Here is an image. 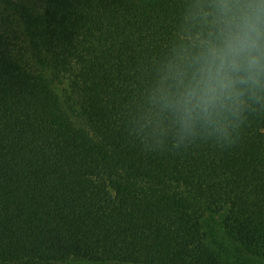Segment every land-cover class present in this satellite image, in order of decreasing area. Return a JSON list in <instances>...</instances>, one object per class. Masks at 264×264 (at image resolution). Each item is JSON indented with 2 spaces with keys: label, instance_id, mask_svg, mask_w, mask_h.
<instances>
[{
  "label": "trees",
  "instance_id": "obj_1",
  "mask_svg": "<svg viewBox=\"0 0 264 264\" xmlns=\"http://www.w3.org/2000/svg\"><path fill=\"white\" fill-rule=\"evenodd\" d=\"M183 10L0 0V264L264 262V114L231 148L128 135Z\"/></svg>",
  "mask_w": 264,
  "mask_h": 264
},
{
  "label": "clouds",
  "instance_id": "obj_2",
  "mask_svg": "<svg viewBox=\"0 0 264 264\" xmlns=\"http://www.w3.org/2000/svg\"><path fill=\"white\" fill-rule=\"evenodd\" d=\"M264 114V0H184L179 36L128 120L146 152L231 148Z\"/></svg>",
  "mask_w": 264,
  "mask_h": 264
},
{
  "label": "rangeland",
  "instance_id": "obj_3",
  "mask_svg": "<svg viewBox=\"0 0 264 264\" xmlns=\"http://www.w3.org/2000/svg\"><path fill=\"white\" fill-rule=\"evenodd\" d=\"M224 216L225 215V212H222V214H221V216ZM221 216H218L217 218L220 220V218H221ZM218 220V221H219ZM231 264H264V262H257V261H255V260H252V259H250V258H247V257H244L243 259H242V262H233V263H231Z\"/></svg>",
  "mask_w": 264,
  "mask_h": 264
}]
</instances>
